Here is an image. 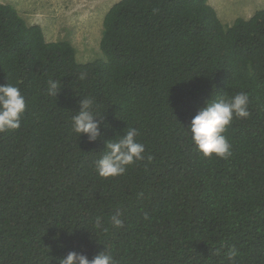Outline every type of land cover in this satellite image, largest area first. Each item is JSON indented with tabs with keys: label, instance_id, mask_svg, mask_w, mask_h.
<instances>
[{
	"label": "trees",
	"instance_id": "16d2710c",
	"mask_svg": "<svg viewBox=\"0 0 264 264\" xmlns=\"http://www.w3.org/2000/svg\"><path fill=\"white\" fill-rule=\"evenodd\" d=\"M99 47L78 61L69 40L48 41L0 3V85L26 102L20 128L0 133V264L91 260L104 247L119 264H230V246L235 264H264V7L226 25L209 0H118ZM240 92L251 115L224 133L231 156H202L191 119ZM84 97L108 126L95 142L71 130ZM130 127L152 160L100 178L103 141ZM117 211L122 228L109 222ZM97 218L107 232L94 231Z\"/></svg>",
	"mask_w": 264,
	"mask_h": 264
},
{
	"label": "clouds",
	"instance_id": "9594fccd",
	"mask_svg": "<svg viewBox=\"0 0 264 264\" xmlns=\"http://www.w3.org/2000/svg\"><path fill=\"white\" fill-rule=\"evenodd\" d=\"M86 78V73H80V80ZM60 89V82L50 79L45 91L48 96L56 97ZM248 103V94L240 92L230 99L218 97L215 100H207L197 111L186 130L191 142L202 156L208 158L215 155L220 159L231 156L232 145L224 133L234 117L242 119L250 117ZM25 109V98L17 86L10 83L0 85V133L19 129L21 115ZM106 127L108 126L104 123L102 115L96 111L94 98H80L78 110L71 117V130L76 137L84 135L89 142H95L102 138V129ZM138 135V129L130 127L122 135L114 134V138L103 141L104 149L94 162V170L100 178L121 176L137 161L152 160L151 155H146L144 144L137 140ZM109 222L115 228H122L121 213L119 211L114 213ZM93 228L97 234L108 230L99 218L95 220ZM238 255L237 248L230 246L226 258L230 264H235ZM57 264H119V262L114 259L111 251L104 247L91 260L84 254L69 251L64 257L57 259Z\"/></svg>",
	"mask_w": 264,
	"mask_h": 264
},
{
	"label": "rangeland",
	"instance_id": "374dc122",
	"mask_svg": "<svg viewBox=\"0 0 264 264\" xmlns=\"http://www.w3.org/2000/svg\"><path fill=\"white\" fill-rule=\"evenodd\" d=\"M118 0H0L10 4L29 23L38 24L48 41L69 40L78 61L101 55L102 20ZM220 20L229 25L237 17L249 18L264 7V0H209Z\"/></svg>",
	"mask_w": 264,
	"mask_h": 264
}]
</instances>
